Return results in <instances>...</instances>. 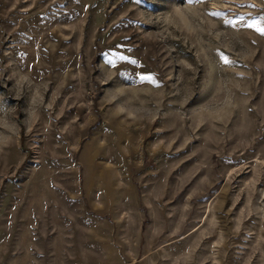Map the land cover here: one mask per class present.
<instances>
[{
    "label": "rangeland",
    "instance_id": "obj_1",
    "mask_svg": "<svg viewBox=\"0 0 264 264\" xmlns=\"http://www.w3.org/2000/svg\"><path fill=\"white\" fill-rule=\"evenodd\" d=\"M264 0H0V264H264Z\"/></svg>",
    "mask_w": 264,
    "mask_h": 264
},
{
    "label": "snow or ice",
    "instance_id": "obj_2",
    "mask_svg": "<svg viewBox=\"0 0 264 264\" xmlns=\"http://www.w3.org/2000/svg\"><path fill=\"white\" fill-rule=\"evenodd\" d=\"M260 31L264 32V29H260Z\"/></svg>",
    "mask_w": 264,
    "mask_h": 264
}]
</instances>
